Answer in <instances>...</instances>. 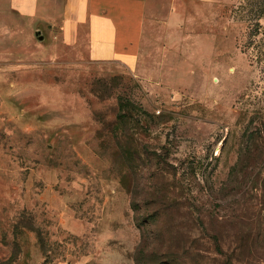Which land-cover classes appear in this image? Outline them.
<instances>
[{"label": "rangeland", "instance_id": "obj_1", "mask_svg": "<svg viewBox=\"0 0 264 264\" xmlns=\"http://www.w3.org/2000/svg\"><path fill=\"white\" fill-rule=\"evenodd\" d=\"M147 1L135 70L0 7V264H264V0Z\"/></svg>", "mask_w": 264, "mask_h": 264}, {"label": "crops", "instance_id": "obj_2", "mask_svg": "<svg viewBox=\"0 0 264 264\" xmlns=\"http://www.w3.org/2000/svg\"><path fill=\"white\" fill-rule=\"evenodd\" d=\"M0 7L21 20L39 17L37 29L45 28L54 42L85 45L92 62L129 70L138 67L152 24L147 0H8Z\"/></svg>", "mask_w": 264, "mask_h": 264}, {"label": "water", "instance_id": "obj_3", "mask_svg": "<svg viewBox=\"0 0 264 264\" xmlns=\"http://www.w3.org/2000/svg\"><path fill=\"white\" fill-rule=\"evenodd\" d=\"M41 40H43V37H40Z\"/></svg>", "mask_w": 264, "mask_h": 264}]
</instances>
